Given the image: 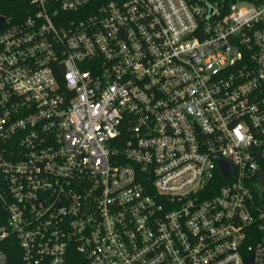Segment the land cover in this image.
I'll list each match as a JSON object with an SVG mask.
<instances>
[{"label": "built area", "instance_id": "2783aa9c", "mask_svg": "<svg viewBox=\"0 0 264 264\" xmlns=\"http://www.w3.org/2000/svg\"><path fill=\"white\" fill-rule=\"evenodd\" d=\"M262 176L264 0H0V264H264Z\"/></svg>", "mask_w": 264, "mask_h": 264}, {"label": "trees", "instance_id": "16d2710c", "mask_svg": "<svg viewBox=\"0 0 264 264\" xmlns=\"http://www.w3.org/2000/svg\"><path fill=\"white\" fill-rule=\"evenodd\" d=\"M8 258L7 264H19V255L16 249L6 251ZM67 264H88L82 257L78 254H71Z\"/></svg>", "mask_w": 264, "mask_h": 264}, {"label": "water", "instance_id": "95a60500", "mask_svg": "<svg viewBox=\"0 0 264 264\" xmlns=\"http://www.w3.org/2000/svg\"><path fill=\"white\" fill-rule=\"evenodd\" d=\"M219 164H220V168L224 176L228 175L230 173V167L226 163H223V162H219ZM261 179H262V182H264V176H262Z\"/></svg>", "mask_w": 264, "mask_h": 264}]
</instances>
